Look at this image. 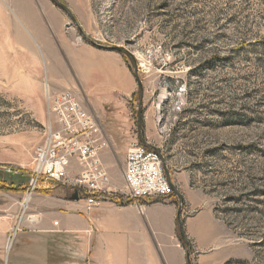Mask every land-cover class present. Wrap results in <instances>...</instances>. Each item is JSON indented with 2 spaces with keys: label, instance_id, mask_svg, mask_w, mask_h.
<instances>
[{
  "label": "rangeland",
  "instance_id": "374dc122",
  "mask_svg": "<svg viewBox=\"0 0 264 264\" xmlns=\"http://www.w3.org/2000/svg\"><path fill=\"white\" fill-rule=\"evenodd\" d=\"M59 1L87 39L51 0H0V157L10 162L0 163V178L21 187L0 192L10 193V200L21 194L20 213V202L42 193L27 197L29 166L20 164L27 165L42 140L46 92L63 89L74 91L99 118L108 143L103 150L109 146L117 164L110 182L120 187L126 153L120 146L139 143L137 84L124 56L91 41L122 46L138 67L142 127H150V144L174 184L185 175L197 192L191 200L183 197L182 208L212 209L227 239L247 244L239 259L264 264V0ZM44 6L60 37L49 38L47 48L23 20L41 19ZM57 188L72 194L63 186L52 191ZM11 230L0 245V264H10ZM60 258L53 254L48 264Z\"/></svg>",
  "mask_w": 264,
  "mask_h": 264
},
{
  "label": "crops",
  "instance_id": "0c3cea01",
  "mask_svg": "<svg viewBox=\"0 0 264 264\" xmlns=\"http://www.w3.org/2000/svg\"><path fill=\"white\" fill-rule=\"evenodd\" d=\"M41 8L44 12L41 19L27 15L23 20L33 37L40 39L47 48L49 38L60 37L53 34L58 28L53 18L47 16L48 6ZM11 37L1 34V39ZM19 37L25 36H14ZM96 70L98 74V66ZM64 86L53 84L56 89ZM65 90L70 89L56 92ZM144 137L150 144V127L146 128ZM120 151L126 152L127 145L120 146ZM100 158L112 179L117 166L116 161L113 162V150L108 146L101 151ZM4 161L8 159L0 157V163H10ZM30 161L20 165L27 167ZM180 176L176 186L186 200H191L197 192L189 186L185 175ZM118 184L123 192L122 172ZM7 194L10 193L0 192L4 197L0 211L5 213L0 226V245L20 214L17 202L21 194H14L12 201ZM177 210L178 204L171 198L138 203L106 199L87 210L83 199L73 200L63 189L37 193L24 207L10 264H48L53 254L61 257L57 264H186V250L176 232ZM181 217L193 264H224L230 258L245 257L247 244L228 240L226 227L215 218L212 209L192 210L185 206Z\"/></svg>",
  "mask_w": 264,
  "mask_h": 264
},
{
  "label": "built area",
  "instance_id": "2783aa9c",
  "mask_svg": "<svg viewBox=\"0 0 264 264\" xmlns=\"http://www.w3.org/2000/svg\"><path fill=\"white\" fill-rule=\"evenodd\" d=\"M48 123L40 143L33 148L27 169V197L35 192L48 193L57 186L77 190L79 199L90 210L106 199L119 196L120 202H146L167 198L170 184L156 152L140 143H132L123 165L124 191L112 186L100 153L107 139L99 118L72 90L46 92ZM22 218L25 204L19 203ZM141 206V205H139ZM20 221L11 230L10 239L19 231Z\"/></svg>",
  "mask_w": 264,
  "mask_h": 264
},
{
  "label": "water",
  "instance_id": "95a60500",
  "mask_svg": "<svg viewBox=\"0 0 264 264\" xmlns=\"http://www.w3.org/2000/svg\"><path fill=\"white\" fill-rule=\"evenodd\" d=\"M51 2L53 3V5H55L56 7L61 9L64 13H66V15L70 18L72 24L75 25L78 28V31L83 36V38L87 39L85 37V35L83 34L81 28L77 24V21L74 18V16L72 15V12L68 8V6H66L65 4L61 3L59 0H51ZM91 44L94 45L96 48H99V49H104V50H107V51L117 52L118 54L124 56L130 62V65H131V68H132V71H133V76H134L136 84H137V97H138L137 100L138 101H137V110H136V114H135V122H136V127H137L138 141H139V143L141 145H143L146 148L156 152L158 154V156L160 157V160L162 162L163 171H164V174H165V176H166V178H167V180H168V182L170 184L171 191L177 198L178 210H177V214H176V220H177V226H178V234H179L180 240L183 241L184 245H185L187 264H191V260H190V257H189L190 243H189V241H188V239L186 237V234H185V231H184V226H183V220H182V217H181L183 196H182L181 192L179 191V189L174 184V182L171 180L170 173H169V171L166 168L165 162H164L159 150L155 146H153L152 144H149L146 141L145 137H144V130H143V127H142V119H143L142 118L143 117V86H142V82H141L139 74H138V67H137L136 61L134 59V56L132 55V53L130 51L126 50L122 46H103V45L97 44V43L92 42V41H91ZM71 198L73 200H78L79 199L76 189L72 192Z\"/></svg>",
  "mask_w": 264,
  "mask_h": 264
},
{
  "label": "trees",
  "instance_id": "16d2710c",
  "mask_svg": "<svg viewBox=\"0 0 264 264\" xmlns=\"http://www.w3.org/2000/svg\"><path fill=\"white\" fill-rule=\"evenodd\" d=\"M243 43H246V39L243 38L242 39ZM19 186H15V185H9V184H6L5 180H3V178L1 177L0 178V190H9V189H13V190H16V189H21L18 188ZM167 198H171V199H174V202L177 203V200H176V196L171 192V194L167 197ZM165 199V198H164ZM113 200L118 202V203H122L120 202V197L119 196H113ZM132 200H127V202H131ZM152 201L154 202H157V201H163V199H152ZM225 264H248V261L246 260H242V259H239V258H230L228 259Z\"/></svg>",
  "mask_w": 264,
  "mask_h": 264
},
{
  "label": "bare ground",
  "instance_id": "6f19581e",
  "mask_svg": "<svg viewBox=\"0 0 264 264\" xmlns=\"http://www.w3.org/2000/svg\"><path fill=\"white\" fill-rule=\"evenodd\" d=\"M76 71V70H75ZM8 247V246H7Z\"/></svg>",
  "mask_w": 264,
  "mask_h": 264
}]
</instances>
